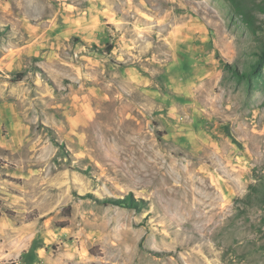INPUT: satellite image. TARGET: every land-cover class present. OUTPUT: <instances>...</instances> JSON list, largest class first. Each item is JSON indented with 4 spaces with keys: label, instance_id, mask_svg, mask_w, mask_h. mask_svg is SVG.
<instances>
[{
    "label": "rangeland",
    "instance_id": "rangeland-1",
    "mask_svg": "<svg viewBox=\"0 0 264 264\" xmlns=\"http://www.w3.org/2000/svg\"><path fill=\"white\" fill-rule=\"evenodd\" d=\"M264 0H0V264H264Z\"/></svg>",
    "mask_w": 264,
    "mask_h": 264
},
{
    "label": "trees",
    "instance_id": "trees-1",
    "mask_svg": "<svg viewBox=\"0 0 264 264\" xmlns=\"http://www.w3.org/2000/svg\"><path fill=\"white\" fill-rule=\"evenodd\" d=\"M261 55V59L258 60L253 66H252V69L249 73L247 74H241L239 75L237 72H236V76H239L240 79H243V80H248L250 79L251 77H254V76H259L260 75V70H261V63L262 61L264 60V51L262 53H260Z\"/></svg>",
    "mask_w": 264,
    "mask_h": 264
}]
</instances>
